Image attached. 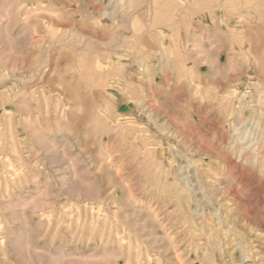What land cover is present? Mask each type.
<instances>
[{
    "label": "rangeland",
    "instance_id": "obj_1",
    "mask_svg": "<svg viewBox=\"0 0 264 264\" xmlns=\"http://www.w3.org/2000/svg\"><path fill=\"white\" fill-rule=\"evenodd\" d=\"M0 264H264V0H0Z\"/></svg>",
    "mask_w": 264,
    "mask_h": 264
},
{
    "label": "bare ground",
    "instance_id": "obj_2",
    "mask_svg": "<svg viewBox=\"0 0 264 264\" xmlns=\"http://www.w3.org/2000/svg\"><path fill=\"white\" fill-rule=\"evenodd\" d=\"M131 4H132V3H131ZM34 31H35V29H34ZM34 34H35V33H34ZM36 34H37V33H36ZM36 34H35V35H36ZM35 35H34L33 38H36ZM32 44H33V43H32ZM37 44H38V43H36V41H35L34 48H36V49H37V47H36ZM38 45H39V44H38ZM33 50H34V49H33ZM35 53H36V50H35ZM36 56H37V55H36ZM36 56H35V57H36ZM35 59H37V58H35ZM105 60H106V59H105ZM24 63H25V62H24ZM109 63H110V62H109ZM108 68H109V69H115V66H114L113 64H109V67H108ZM106 71H107V70H106ZM130 103H131V102H130ZM99 214H100V213H99ZM102 236H103V235H102ZM103 237H104V236H103Z\"/></svg>",
    "mask_w": 264,
    "mask_h": 264
}]
</instances>
